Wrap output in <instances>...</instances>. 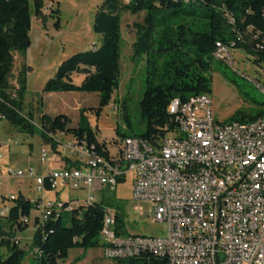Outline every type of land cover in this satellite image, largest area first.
I'll use <instances>...</instances> for the list:
<instances>
[{"label":"trees","instance_id":"16d2710c","mask_svg":"<svg viewBox=\"0 0 264 264\" xmlns=\"http://www.w3.org/2000/svg\"><path fill=\"white\" fill-rule=\"evenodd\" d=\"M56 2L31 0L30 6L29 0H0V115L21 132H39L54 149L50 135L64 133L77 143L84 142L99 156L109 158L116 154V151L111 154L106 144L97 140L86 115L100 116L118 87L122 12L132 15L146 13L144 30L134 44V57L142 54L147 57L148 80L141 106L144 131L135 136L145 141L164 138L176 128L174 115L169 111L174 101L184 103L210 92L211 76L208 73L216 60L217 43L227 46L230 52L243 49L254 57L255 64L264 65V0H102L92 26V32L101 37L100 45L63 61L42 89V94L94 93L98 97V106L80 109L75 128H69L70 121L65 115L50 117L43 114L36 129L32 114L24 116L21 113L25 80L19 77L16 88L10 83L14 53L25 52L30 46L32 17L44 18L45 4ZM52 14L51 17L57 19L54 26L58 28L59 10L52 9ZM172 20L180 22L173 25ZM80 74V83L74 84V75ZM259 106L254 115L237 111L226 123L251 122L264 117V103ZM125 121L129 126L127 114ZM114 142L120 143L118 140ZM49 190L46 178L45 191ZM109 193L108 189L102 190L99 202L65 212L69 214L66 223L64 213L53 214L42 225L34 217L32 247L36 250V257L32 264H61L70 250L103 247L100 233L108 207L116 210V235L129 236L123 222V207ZM6 201L13 204L6 214L0 215V249L7 253H0V264H22L25 253L18 248V240L13 234L28 227L22 219L27 218L29 222L37 202L32 204L21 194L13 200L2 196L3 207ZM122 264L168 262L165 258L142 253Z\"/></svg>","mask_w":264,"mask_h":264},{"label":"built area","instance_id":"2783aa9c","mask_svg":"<svg viewBox=\"0 0 264 264\" xmlns=\"http://www.w3.org/2000/svg\"><path fill=\"white\" fill-rule=\"evenodd\" d=\"M214 58L232 63L230 49L221 43L216 44ZM260 90L264 94V88ZM210 104L206 95L174 101L169 108L177 124L172 132L151 142L127 137L109 158L84 142L59 143L76 158L75 166L41 177L32 169H8L7 177L34 180L37 193L45 191L46 178L50 190H87L78 206L38 200L42 225L53 214L95 202L96 190L114 191L132 174V199L151 206L153 222L165 224L166 234L117 236L115 213L106 209L102 255L116 264L142 253L165 258L168 264H264V117L218 123ZM3 119L0 115V122ZM46 157L42 149L41 162ZM4 214L3 209L0 215Z\"/></svg>","mask_w":264,"mask_h":264},{"label":"rangeland","instance_id":"374dc122","mask_svg":"<svg viewBox=\"0 0 264 264\" xmlns=\"http://www.w3.org/2000/svg\"><path fill=\"white\" fill-rule=\"evenodd\" d=\"M29 2L31 6V0ZM101 5L102 0H57L56 3L45 4L44 18L32 17L29 31L30 46L25 52L14 53L10 83L16 88L19 77L22 76L25 80L26 90L21 113L24 116L32 114L36 129L43 114L50 117L65 115L70 121L69 128H75L80 109L98 106V97L94 93L42 94V89L63 61L100 45L101 37L92 32V26ZM52 9L59 10L58 28L54 26L57 19L51 17L54 16ZM145 16V12L134 15L121 13L118 87L112 95L110 104L102 109L100 116L86 115L89 125L96 132L97 140L104 142L111 154L117 150L115 140L121 142L127 137L139 136L144 131L141 106L148 80L147 57L142 54L135 58L134 44L144 30ZM179 22L172 20L173 25ZM231 55L232 63L226 64L215 60L208 73L211 76V83L210 92L206 96L211 102L209 108L213 120L218 123H226L237 111L254 115L259 110V105L264 103V94L260 90L264 88V65L255 64L254 57L243 49H235L231 51ZM81 78V74L74 75V84H79ZM125 114L128 116L129 126L125 121ZM50 137L55 149L50 142H45L37 131L28 134L19 131L5 119L0 122V211L4 209L7 212L13 204L11 201H6L5 207L1 204L2 196H9L10 193L21 194L32 204L41 199L44 203L62 201L73 202L78 206L86 199V189L66 186L37 193L34 180L25 176L7 177L8 169L12 171L32 169L35 174L46 176L51 171L62 168L64 162L68 163L67 160L76 161V158L64 151L61 146L68 142L75 143L72 136L56 133ZM42 149H45L47 154L44 162L40 160ZM132 180L133 175L128 174L118 183L115 190L109 193L123 207L126 232L128 235L165 236L166 226L153 222V214L149 210L151 206L146 202L132 199ZM92 195L95 202L102 199L98 191ZM107 209L116 213L114 208ZM68 215L63 214L65 223L68 221ZM38 216L39 211L34 208L28 227L13 234V238L18 240V248L25 253L22 264H32L36 257L32 237L35 232L33 219ZM102 251L103 247L86 251L73 249L68 252L66 260H72L73 264H116L113 260L105 259ZM0 253L7 254L5 249H0Z\"/></svg>","mask_w":264,"mask_h":264},{"label":"crops","instance_id":"0c3cea01","mask_svg":"<svg viewBox=\"0 0 264 264\" xmlns=\"http://www.w3.org/2000/svg\"><path fill=\"white\" fill-rule=\"evenodd\" d=\"M73 163L76 165L75 162H71V161L68 160V163L64 162L62 167H73V165H72ZM60 167H61V166H60ZM36 175H37V176H40V177H41V176H45L44 174H39V175L36 174ZM97 189H98V188H97ZM96 191H98V192L101 193L102 190H101V189H98V190H96ZM10 195H14V194H13V193H10L9 196H10ZM18 195H19V194H18ZM18 195H14V196H18ZM39 200H41V199H39ZM16 234H17V232H16ZM67 258H68V256H67ZM67 258H66V259H67ZM67 263H68V264H73L72 260H65V261H64V264H67ZM91 264H92V263H91Z\"/></svg>","mask_w":264,"mask_h":264}]
</instances>
